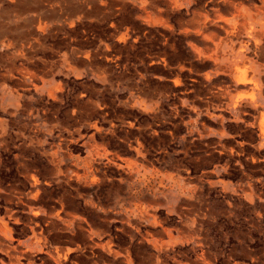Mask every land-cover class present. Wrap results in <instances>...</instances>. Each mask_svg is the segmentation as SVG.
I'll use <instances>...</instances> for the list:
<instances>
[{
    "label": "rangeland",
    "instance_id": "1",
    "mask_svg": "<svg viewBox=\"0 0 264 264\" xmlns=\"http://www.w3.org/2000/svg\"><path fill=\"white\" fill-rule=\"evenodd\" d=\"M214 1L0 0V264H264V69Z\"/></svg>",
    "mask_w": 264,
    "mask_h": 264
},
{
    "label": "crops",
    "instance_id": "2",
    "mask_svg": "<svg viewBox=\"0 0 264 264\" xmlns=\"http://www.w3.org/2000/svg\"><path fill=\"white\" fill-rule=\"evenodd\" d=\"M173 5L178 3V0H169ZM213 9L218 14V20L212 21L208 13L197 11L191 19L192 24H197L199 29L197 33L202 34V41L205 44V50L210 51V44L215 43L216 50L214 55L217 58L224 57L225 54L222 53L223 48L233 41H239V47L236 48L234 44L230 47L232 55L228 59L226 65L221 64L225 71L230 75L234 80L236 86H243L244 91L253 92L255 90L261 89V81L258 78L257 71L259 69H264V0H222L214 1L212 3ZM19 11L25 12L31 8L30 1L28 3L21 2L19 3ZM4 10L0 11V14L3 15ZM165 11V10H164ZM9 18L11 16H8ZM215 22V26L224 31L225 36L220 37L217 41V36L215 34L206 33L209 23ZM14 25L11 24L4 26L0 21V39L4 36L5 33H13L15 31ZM247 38V39H246ZM246 39V40H245ZM166 46V45H165ZM165 61V59H164ZM236 66L246 67L250 74L249 77L244 75L237 80L239 75L235 71ZM236 78V79H235ZM255 84H249V82ZM248 87V88H246ZM244 96L239 97L235 101V105H239ZM257 98L253 96L250 97L249 104L255 105L257 103ZM264 129L261 130V132ZM262 136V134H260ZM6 226V225H5ZM36 245H41V241L35 242ZM59 254L62 257L65 256V253L60 249L55 250L54 255L58 258ZM12 263L16 264L17 259L13 256ZM11 263V264H12Z\"/></svg>",
    "mask_w": 264,
    "mask_h": 264
},
{
    "label": "bare ground",
    "instance_id": "3",
    "mask_svg": "<svg viewBox=\"0 0 264 264\" xmlns=\"http://www.w3.org/2000/svg\"><path fill=\"white\" fill-rule=\"evenodd\" d=\"M12 264H15V263H12Z\"/></svg>",
    "mask_w": 264,
    "mask_h": 264
}]
</instances>
